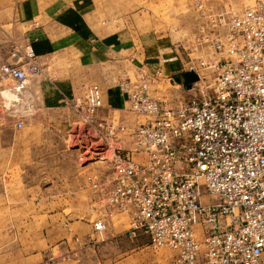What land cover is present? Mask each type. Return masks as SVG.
Instances as JSON below:
<instances>
[{"label": "built area", "instance_id": "1", "mask_svg": "<svg viewBox=\"0 0 264 264\" xmlns=\"http://www.w3.org/2000/svg\"><path fill=\"white\" fill-rule=\"evenodd\" d=\"M189 4L207 21L189 41L210 51L186 62L195 79L185 96L158 92L173 78L157 63L116 80L126 109L143 121L98 118L96 83L70 103L95 139L96 159L111 169L84 174L90 231L81 241L102 240L121 214L128 232L167 248L173 264H264V0L228 14L210 0ZM8 56L0 61V127L19 129L25 90L42 68L29 42L10 38Z\"/></svg>", "mask_w": 264, "mask_h": 264}, {"label": "crops", "instance_id": "2", "mask_svg": "<svg viewBox=\"0 0 264 264\" xmlns=\"http://www.w3.org/2000/svg\"><path fill=\"white\" fill-rule=\"evenodd\" d=\"M104 2L102 0V5ZM96 10L99 12L93 0H0V61L11 60L8 56V43L13 38L21 43L29 42L39 63L46 62V67H49L50 74L32 79L25 90V93L35 98L34 106L31 107L35 114L28 119L31 121L28 128L41 126V119L36 118L39 112L68 109L63 103L79 94L78 90L83 87L84 81L95 80L101 90L102 106L97 109V117L101 118L113 116V111H125L126 102L116 86V80L124 72L129 74L130 70L133 73L140 67L150 69L157 63L162 66L164 75L172 77L188 69L187 66L182 67L180 58L171 50L154 55L152 45L142 46L135 41H124L122 35L110 29V20L107 17L100 19ZM179 82L176 84L179 85ZM181 86L185 91L186 86L182 83ZM64 120L68 121L67 116L53 122L55 126L61 122L60 125H65ZM25 126L23 119V125L18 130ZM16 139L18 144L32 142L23 137ZM69 160L70 164L57 170L56 178L50 180L49 187L42 188L41 171L33 173L39 178L31 184L22 183V194L18 202L24 211L20 221L40 224L43 201L61 210L81 206L82 211L78 216L72 212H55L56 223L80 224L81 232L74 234L81 240L90 231L87 212L90 191L84 180L85 173L79 174L73 168L78 161L72 158ZM5 171L0 170L1 208L10 205L8 193L3 188L7 181ZM50 188L54 194L42 196ZM53 214L49 213L48 216ZM141 239L144 243L140 245H149L147 235L128 232L127 217L116 214L108 220L102 240L84 246L81 245L82 241L77 243L78 247L72 251L75 257L73 263H69V259L64 260L63 254L58 252L51 254L55 257L50 259L55 260L50 264H123L126 256L130 260L134 259L132 255L137 252L134 249ZM122 240L132 242L128 250L119 248ZM132 250V254L124 255L126 251ZM169 256L172 262L171 252Z\"/></svg>", "mask_w": 264, "mask_h": 264}, {"label": "rangeland", "instance_id": "3", "mask_svg": "<svg viewBox=\"0 0 264 264\" xmlns=\"http://www.w3.org/2000/svg\"><path fill=\"white\" fill-rule=\"evenodd\" d=\"M93 0L95 6L99 8L96 12L98 17H107L110 29L122 35L124 41H135L142 46L152 45L153 54H160L167 50L181 60L182 67L186 66L189 57L192 59L198 55H209L207 47H194L189 41V36L195 31L199 23L207 21L191 8L190 0ZM252 0H210L212 9H221L227 14L235 13L242 9L245 4ZM99 19V20H100ZM47 63H40L42 68L41 75H48L49 67ZM130 74L131 71L128 70ZM173 78V77H172ZM182 78L180 77V80ZM174 79H164L158 84V92L168 97L175 95L185 96L186 92L181 86V81L176 84ZM96 83L95 80L84 81ZM107 84V82H105ZM97 84V83H96ZM72 100H65L63 103L68 109L57 111L39 112L37 119H41V126L28 128L33 118L35 98L31 94L26 96V105L20 104V109L24 112L25 128L22 130L13 128H0V170L6 169L4 175L7 179L3 188L9 196V207H0V264H50L53 263L55 256L53 253H62L63 259L73 263L75 257L72 251L78 247L79 240L74 233L81 232L79 223L62 224L56 223L55 212L61 211L62 214L73 213L78 216L81 214L82 207L59 209L49 206L50 202H42L41 223H23L22 215L24 209L19 207L18 197L21 196L22 183L35 181L39 177L33 173L41 171V186L49 187L51 179L56 178L58 169L70 164L69 158L77 160L73 165L76 171L81 173L100 172L110 173L111 169L107 160L96 159L95 139L92 136H85L82 132L81 124L77 121V114L70 106L74 98L82 95L84 88H79ZM77 92V91H76ZM78 93V92H77ZM31 97V99H30ZM32 105V106H31ZM72 108V109H71ZM105 112V109H102ZM67 116L64 120L65 125L55 126V120ZM113 116L119 118L128 125L135 121H143L142 116H133L125 106V111H113ZM51 123V124H49ZM26 138L31 143H17L16 138ZM20 141H22L20 139ZM98 142V141H97ZM111 152L110 147L105 151V155ZM87 164V165H85ZM24 169V170H23ZM22 170V171H21ZM35 170V171H33ZM20 173L22 174L20 176ZM1 191V185H0ZM51 190L43 193L51 195ZM80 200V199H79ZM54 214L48 216L49 213ZM79 237V236H77ZM80 239V238H79ZM81 241V240H80ZM144 240H138L136 253L132 255L135 259L130 260L128 256L123 259V264H172L170 252L165 247L152 248L147 244L140 245ZM146 242V241H145ZM144 243V242H143ZM132 242L122 240L119 248H126ZM81 245L86 244L81 242ZM106 248L110 249V247ZM141 251H138L139 249ZM126 251L132 254L134 251ZM37 255H35V254ZM67 253V254H66ZM39 254V255H38ZM68 255V258H66ZM264 256V250H263ZM62 256L59 257L61 259Z\"/></svg>", "mask_w": 264, "mask_h": 264}, {"label": "water", "instance_id": "4", "mask_svg": "<svg viewBox=\"0 0 264 264\" xmlns=\"http://www.w3.org/2000/svg\"><path fill=\"white\" fill-rule=\"evenodd\" d=\"M173 77L175 81L177 82L181 81V83L184 86L188 87L190 85V82L195 79V74L191 69H187L179 73H176ZM180 77L182 78L181 80Z\"/></svg>", "mask_w": 264, "mask_h": 264}]
</instances>
